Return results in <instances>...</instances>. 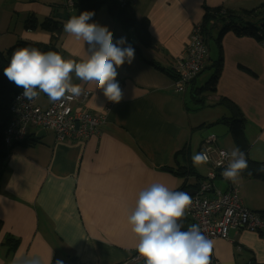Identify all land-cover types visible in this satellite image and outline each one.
<instances>
[{
    "label": "crops",
    "instance_id": "crops-1",
    "mask_svg": "<svg viewBox=\"0 0 264 264\" xmlns=\"http://www.w3.org/2000/svg\"><path fill=\"white\" fill-rule=\"evenodd\" d=\"M124 1L136 19L149 20L152 48H142L133 32L125 30L105 7L92 17L90 22L106 26L114 41L124 37L126 46L135 49L131 64L117 69L122 98L109 105L102 89L82 84L72 73V82L91 93L85 109L105 118L99 134L82 141L57 142L52 132L30 128L26 142L11 147L0 180V264L132 263L138 240L128 216L140 191L156 182L176 191L183 180L174 173L188 164L193 173L204 178L208 171L200 172L191 158V137L200 125L230 116L224 109L226 113H216L193 126L184 100L187 94L195 103V99L204 98L206 107L222 108L214 106L221 97L234 102L246 121L243 135L249 145L247 157L264 163L263 43L230 33L224 36L222 71L214 93L199 94L209 79L197 88L201 75L211 65L210 55L203 73L183 93L174 90L173 79L162 71L174 69L194 27L202 21L204 7L257 11L264 0ZM67 2L7 0L0 16V52L18 41H27L54 44L66 60L86 59L87 44L64 31V23L82 12L70 8ZM31 15L39 21L49 17L61 24L55 41L50 33L24 28ZM51 102L39 92V107L46 108ZM203 132H198V153ZM183 149L186 155L176 158L175 153ZM185 180L197 183L193 176ZM235 184L244 207L264 211L263 181L243 177ZM215 187L227 188L225 182H217ZM183 218L181 223L187 230L192 224ZM8 239L17 246L9 249ZM212 242L210 259L214 264H264V239L258 234L231 230L227 240Z\"/></svg>",
    "mask_w": 264,
    "mask_h": 264
},
{
    "label": "clouds",
    "instance_id": "clouds-1",
    "mask_svg": "<svg viewBox=\"0 0 264 264\" xmlns=\"http://www.w3.org/2000/svg\"><path fill=\"white\" fill-rule=\"evenodd\" d=\"M93 16L94 12L83 11L72 15L63 26L66 33L87 44V58L80 62L66 60L55 51L42 52L27 46L12 53L4 75L23 89L24 98H35L39 92L53 102L66 93L79 97L83 89L72 82L71 74L75 73L82 84H94L109 101L120 102L122 92L116 80L117 69L125 63L131 64L135 49L126 46L124 37L114 41L106 26L90 22ZM220 157L218 166L227 161L222 175L233 183L248 168L245 153L239 147L222 151ZM209 159L206 150L192 156L194 165L206 164ZM191 203L189 194L171 190L159 182L140 191L128 223L137 237L136 249L145 264H210L213 242L199 227L193 225L184 230L181 223Z\"/></svg>",
    "mask_w": 264,
    "mask_h": 264
},
{
    "label": "built area",
    "instance_id": "built-area-1",
    "mask_svg": "<svg viewBox=\"0 0 264 264\" xmlns=\"http://www.w3.org/2000/svg\"><path fill=\"white\" fill-rule=\"evenodd\" d=\"M70 7V2H67ZM206 40L195 26L189 43L183 53L176 59L175 72L178 76L173 82L174 90L183 93L189 85L202 73L208 62ZM121 92L123 85L119 83ZM19 92L10 106L11 119L4 132V142L7 147L22 144L26 141L29 129L37 128L53 133L57 142L82 141L99 134V128L105 118L100 113H92L85 109L91 93L83 90L79 97L66 93L65 97L51 102L46 108L37 105L36 99H26ZM115 102L109 101V105ZM216 137L203 139L200 151H207L210 159L205 165L209 171L198 183L191 195L192 203L185 211V218L192 226L200 228L201 232L211 241L227 240L231 230L264 232V222L259 213L242 205L239 190L235 183L226 180L222 171L227 167V161L218 166L220 153L226 151L215 144ZM217 182H225L227 188L218 190ZM144 257L136 253L132 263H137ZM213 261L210 259V264Z\"/></svg>",
    "mask_w": 264,
    "mask_h": 264
},
{
    "label": "trees",
    "instance_id": "trees-1",
    "mask_svg": "<svg viewBox=\"0 0 264 264\" xmlns=\"http://www.w3.org/2000/svg\"><path fill=\"white\" fill-rule=\"evenodd\" d=\"M70 2V8L78 11H92L94 15L101 8L105 7L108 14L118 20L125 30H131L134 37L142 48H152V37L149 30V20L147 18L136 19L134 13L128 9V4L124 0H67ZM258 11V12H257ZM257 11H230L221 10L220 8H207L204 7V15L200 24H197L200 28L202 36L205 38L206 47L208 48V62H209V46L208 40L210 39L211 32L216 24L220 23L218 34L215 38L216 46L218 49V58L214 61V73L205 83V85L200 89L199 94L203 93H214L217 89V82L221 75L222 64H223V53H222V40L224 36L228 33L236 37H248L253 38L258 42L264 44V5L261 6ZM257 12V13H256ZM94 17V16H93ZM260 17V18H259ZM24 28L27 31H45L50 33L52 38H57L60 30L61 24L49 17L43 18L39 21L35 16L31 15L25 22ZM34 47L42 52L57 51L54 44L42 45L35 44L27 41H18L13 46L9 47L4 52H0V180L2 172L5 168V161L10 154V150L13 148L6 147L4 143V132L7 125L11 119L10 106L15 97L19 92L23 91L21 87L16 86L13 82H10L4 75V68L8 65L12 53L22 47ZM207 62V64H208ZM159 69L157 66H155ZM243 71L250 75H254L253 72L247 68L240 67ZM205 70V69H204ZM203 70V71H204ZM173 81H176L178 76L174 69L165 70L162 69ZM202 71V73H203ZM201 73V74H202ZM198 78V77H197ZM196 80V79H195ZM195 80L192 82L194 83ZM192 83L190 85H192ZM189 85V86H190ZM199 108L206 107L204 98L195 99ZM214 106H220L230 113L228 118H222L216 123L212 124H202L197 130H206L214 125L223 124L229 128L230 135L234 142L235 147H239L246 156L248 162V168L243 170L241 176L247 179H253L264 182V163L256 162L250 160L248 156L249 145L243 135V130L246 125L243 114L239 110L238 106L234 104L231 100L225 97H221ZM26 142V141H25ZM24 142V143H25ZM23 144V143H22ZM186 150L183 149L175 153V157L178 155H186ZM188 155V154H187ZM176 176L183 180L182 184L176 191H187L191 188H197L198 183L203 180L199 175L193 173V168L191 165H186L181 167L174 173ZM195 177L197 183L192 185L189 184L187 178ZM260 218L264 222V211L257 212ZM185 218V216H184ZM188 220V219H187ZM190 222V221H189ZM259 236L264 238V232L259 233ZM9 249H13L17 246V243H13L12 240L8 239L6 244ZM139 253V252H138ZM133 264H145V259L143 258L137 263ZM249 264H253L250 262Z\"/></svg>",
    "mask_w": 264,
    "mask_h": 264
},
{
    "label": "rangeland",
    "instance_id": "rangeland-1",
    "mask_svg": "<svg viewBox=\"0 0 264 264\" xmlns=\"http://www.w3.org/2000/svg\"><path fill=\"white\" fill-rule=\"evenodd\" d=\"M6 4H7V0H0V16H2V13L6 10V7H5ZM220 25H221L220 23L216 24V26L212 30V37H210V39L208 40L209 55L212 59L211 65L201 75L199 82L197 84V88H199L205 81H207L212 76V74L214 73V69L211 66L214 63V61L216 60V54L218 53L215 38L218 34ZM177 95H178V97L183 96L182 94H177ZM184 100H185L186 107L188 110L189 118L192 121L191 124L193 126L199 125L201 122L207 121V119H210L216 113H220V112L226 113V111L224 109L219 108V107L207 106V107H204L203 109H201V108H199V104L195 103L194 99L192 97H190L188 94L184 97ZM201 131L202 130H197V132H195L191 137V144H190L191 145V158L193 155L198 153L197 150H198V144H199V140H200V134L198 132H201ZM202 142H201V144H202ZM216 144H217L218 148L226 150V151H230L232 148L235 147L234 142H233L230 134L224 135L223 137H220V138H216ZM196 166H197L198 170L202 173L209 171L205 164L196 165ZM239 180H243V177H240ZM188 226H189V223H187L186 227H188ZM255 234H257V233H255ZM258 236H259V234H258ZM130 264H133V263H130Z\"/></svg>",
    "mask_w": 264,
    "mask_h": 264
},
{
    "label": "water",
    "instance_id": "water-1",
    "mask_svg": "<svg viewBox=\"0 0 264 264\" xmlns=\"http://www.w3.org/2000/svg\"><path fill=\"white\" fill-rule=\"evenodd\" d=\"M42 131H44V130H42ZM226 133H229L228 127H225L223 125H216V126L210 127L209 129H206L202 134V138L206 139L209 136H214L216 138H220V137L224 136ZM37 138H40V136H37ZM184 192L189 194V196L195 194L194 190H187ZM211 264H214V263H211Z\"/></svg>",
    "mask_w": 264,
    "mask_h": 264
}]
</instances>
